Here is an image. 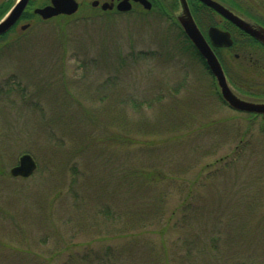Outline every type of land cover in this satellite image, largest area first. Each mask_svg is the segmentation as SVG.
I'll return each instance as SVG.
<instances>
[{
  "label": "rangeland",
  "instance_id": "374dc122",
  "mask_svg": "<svg viewBox=\"0 0 264 264\" xmlns=\"http://www.w3.org/2000/svg\"><path fill=\"white\" fill-rule=\"evenodd\" d=\"M0 264H264V118L155 10L83 3L5 37Z\"/></svg>",
  "mask_w": 264,
  "mask_h": 264
},
{
  "label": "flooded vegetation",
  "instance_id": "af4514ba",
  "mask_svg": "<svg viewBox=\"0 0 264 264\" xmlns=\"http://www.w3.org/2000/svg\"><path fill=\"white\" fill-rule=\"evenodd\" d=\"M20 0H0V21L12 10ZM77 10L83 3L89 5L92 12L98 15L109 16L112 14H126L131 11L150 12L157 11L163 13L177 27L178 31L185 37L176 15L180 10L179 0H146L150 7L146 8L140 0H75ZM125 1L129 5V10L118 9L120 2ZM190 14L196 23L198 30L209 44L222 69L228 83H264L254 78H261L264 71V45L252 36L241 30L234 23L223 17L215 9L208 6L201 0H185ZM228 8L234 14L245 18L256 25L264 28V0H213ZM51 0H25L23 8L15 22L3 33L0 34V41L5 37L17 39L24 35L33 24L43 23L53 18L70 16L58 14L49 18H43L37 12L38 9L50 6ZM171 9V10H170ZM76 10V11H77ZM72 15V14H71ZM216 28L222 32H227L232 44L226 46H214L209 37V29ZM193 53L200 58L207 71L208 68L196 48L188 40ZM262 64V65H261ZM214 80V79H213ZM215 82V80H214ZM216 83V82H215ZM218 93V91H217ZM264 118V115H260Z\"/></svg>",
  "mask_w": 264,
  "mask_h": 264
},
{
  "label": "water",
  "instance_id": "95a60500",
  "mask_svg": "<svg viewBox=\"0 0 264 264\" xmlns=\"http://www.w3.org/2000/svg\"><path fill=\"white\" fill-rule=\"evenodd\" d=\"M146 8L150 7V4L146 0H140ZM208 6L215 9L223 17L234 23L241 30L252 36L258 42L264 45V28L254 23H251L245 18L234 14L228 8L221 6L213 0H201ZM25 0H20L12 10L0 21V34L5 32L19 16ZM180 10L176 15L177 21L182 28L183 33L196 48L200 56L203 58L208 70L212 74L219 95L223 102L230 108L255 115H264V99H254L244 97L229 85L227 78L224 74L222 66L218 61L213 50L209 44L205 41L200 31L198 30L196 23L194 22L187 3L185 0H179ZM77 2L75 0H51V5L38 9L37 12L41 14L43 18H49L58 14L71 15L77 10ZM118 9L121 11L129 10V5L123 1L118 5ZM209 37L214 46H226L229 47L232 44V40L227 32H222L216 28L209 29ZM37 167L36 161L30 153H23L18 157L17 163L9 170L10 175L13 177H29L33 174Z\"/></svg>",
  "mask_w": 264,
  "mask_h": 264
},
{
  "label": "trees",
  "instance_id": "16d2710c",
  "mask_svg": "<svg viewBox=\"0 0 264 264\" xmlns=\"http://www.w3.org/2000/svg\"><path fill=\"white\" fill-rule=\"evenodd\" d=\"M185 41L188 43V40L185 38ZM189 46V43H188ZM262 65V64H261ZM248 86H255L257 88H261L263 87V91L257 93L254 90H245L240 88L239 86H236V91L239 92L241 95L250 97V98H254V99H264V83H257V84H253V83H245Z\"/></svg>",
  "mask_w": 264,
  "mask_h": 264
}]
</instances>
